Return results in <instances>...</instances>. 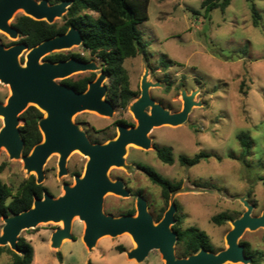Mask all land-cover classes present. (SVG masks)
I'll return each instance as SVG.
<instances>
[{
    "label": "rangeland",
    "instance_id": "obj_1",
    "mask_svg": "<svg viewBox=\"0 0 264 264\" xmlns=\"http://www.w3.org/2000/svg\"><path fill=\"white\" fill-rule=\"evenodd\" d=\"M46 1L49 4L55 2ZM203 1L149 0L148 20L138 26L146 45L145 53L124 63L129 87L139 93L141 77L147 70V80L160 84L150 88V96L165 109L172 113L181 110V91L188 95L195 92L194 101L200 105L192 108L187 121L180 126L153 128L148 150L128 146L124 157L128 168L112 167L108 174L112 181L123 180L132 192L140 191L153 216L166 210L169 200L163 201L160 189L153 186L136 165H149L163 178L179 183L173 201L180 207L184 221L182 228L196 227L203 231L214 252H219L226 247L224 238L231 225L230 221L214 225V216L228 213L238 218L240 215L237 214L245 210L239 198L253 205L254 216L264 210V0H251L261 16L257 27L252 24L246 0H231L223 13L213 10L208 14L201 8ZM22 15V11L16 12L11 25ZM61 18L54 23L62 26ZM0 41L9 47L19 39H11L0 31ZM69 52L81 53L82 50L73 47L62 53ZM85 57L102 68L96 56L85 53ZM89 73L74 74L69 78L76 80ZM93 73L97 76L100 72ZM241 83L245 84L244 93L240 92ZM105 84L109 85L107 78ZM8 96V87L0 83V102L5 103ZM120 120L135 124L128 108L117 107L112 117L88 111L73 117V122L86 130L91 140L99 143L117 135L114 125ZM2 126L0 117V128ZM240 133L248 134L252 143L245 163L239 160L241 148L237 135ZM155 145L171 148L172 165L158 161ZM198 153L209 157L190 168L179 164L178 157L193 158ZM86 161L87 158L78 152L71 153L66 162L67 175L58 178V155L50 156L43 168L42 185L58 197L63 193L62 185H72V175L82 172ZM30 176L33 175L26 174L20 160H10L1 148L0 180L12 194H16L21 182ZM130 210L135 215V196L122 198L106 194L104 197L105 214L119 217ZM2 226L0 218V232ZM59 227L61 223H47L21 232L19 237H28L34 249V264H164L155 250L142 263L128 260L125 252L134 247L128 234L102 237L92 251H88L79 241L84 225L78 218H74L71 229L74 239L78 240L63 243L58 250L63 257L60 262L43 240ZM240 241L248 242L261 258L260 264H264L263 229L246 231ZM118 247L123 249L122 253L117 251ZM3 254H0V264H8L11 257Z\"/></svg>",
    "mask_w": 264,
    "mask_h": 264
},
{
    "label": "water",
    "instance_id": "obj_2",
    "mask_svg": "<svg viewBox=\"0 0 264 264\" xmlns=\"http://www.w3.org/2000/svg\"><path fill=\"white\" fill-rule=\"evenodd\" d=\"M70 4L69 0L56 4H49L46 0H0V31L11 39H19L18 30L10 23L16 12L22 11L24 16L35 21L53 24L66 13ZM81 44L82 36L73 27L32 48L24 42L5 47L0 41V83L9 89L5 103L0 104L3 124L0 150L3 148L10 160H20L26 174L33 175L37 185L43 182V168L50 156L58 155V178L67 175L66 162L71 153L76 151L87 158L82 175L74 176L72 185L63 184L61 195L54 197L45 191L41 198L33 199L29 209L0 217L3 222L0 247H8L21 255L17 247L21 232L34 230L40 224L61 223L49 238L50 248L58 252L64 241H72V222L78 218L84 225L81 241L88 251H92L102 237L128 234L134 247L125 252V256L136 263H142L155 250L164 264H250L251 259L245 255L240 239L246 231L264 230V210L259 216L252 215L254 207L244 198H239L244 212L230 221L231 229L224 238L226 247L219 252L200 249L184 258L175 254L177 234L172 229L177 210L173 196L178 190L170 193L168 207L158 222H154L146 201L140 196L135 199V215L114 217L104 213L106 194L129 197L122 181H112L108 174L112 167L128 168L124 158L127 147L133 145L148 150L151 146L148 135L153 128L184 124L192 108L200 104L194 101L195 92L188 95L181 91V110L172 113L165 109L151 98L150 88L160 84L148 81V71L145 70L140 80V94L128 106L136 125L129 129L119 125L115 139L92 144L73 122V117L86 111L112 117L113 106L105 100V73L94 62L75 59L57 63L42 61L53 52ZM99 70L96 79L84 92L58 83L74 74ZM31 106L44 114L38 121L42 140L24 156L19 116Z\"/></svg>",
    "mask_w": 264,
    "mask_h": 264
},
{
    "label": "trees",
    "instance_id": "obj_3",
    "mask_svg": "<svg viewBox=\"0 0 264 264\" xmlns=\"http://www.w3.org/2000/svg\"><path fill=\"white\" fill-rule=\"evenodd\" d=\"M71 2L66 13L61 20L62 26L56 23L47 24L44 21H35L24 15L18 17L12 24L19 32L20 42L27 44L32 48L44 40L63 34L68 28L73 27L78 30L82 36V47L95 55L103 64V71L109 79L108 97L119 107H126L132 100L138 96V92L132 91L129 87L127 73L124 68L126 60L135 58L145 53L146 45L143 42L142 35L138 26L148 20L149 0H69ZM249 4L252 24L257 27L261 19L255 5L251 0H246ZM60 0H55L59 3ZM231 0H204L201 8L205 14L213 10L224 12L230 5ZM52 62L66 57L58 55L47 57ZM165 67L166 64L163 63ZM87 77L82 81L71 84L77 91L83 92L86 85L92 80ZM244 83L240 85V92H243ZM42 114L35 107H28L21 115L20 120L23 125L19 127L20 136L24 142V156L28 155L30 150L41 141V134L37 128V122ZM237 140L241 148L239 160L246 162L250 156L252 143L246 133L237 135ZM158 159L168 165L174 163V157L169 148H159L157 150ZM209 156L199 153L192 159L179 157L178 162L182 166L192 167L201 160ZM148 176L149 181L161 189L162 197L167 200L169 194L179 189V183L174 184L163 178L148 167H141ZM47 189L42 185L35 183L33 176L24 179L18 187L16 194H12L9 187L0 180V217L18 214L29 209L34 198H41L43 192ZM132 214L129 212L128 215ZM242 213L237 214L241 215ZM161 213L155 220L159 221ZM233 217L228 213H221L212 218L214 225L220 226L227 221H232ZM183 216L177 211L175 215V224L172 229L177 234L175 247L179 257L184 258L198 252L200 249L214 252L213 246L209 242L208 236L196 227L181 229ZM244 247V252L251 259L250 264H260L261 258L251 249L248 242L240 241ZM17 247L21 255L12 252L8 247H0V254H7L11 257L8 264H32L34 249L31 244L23 237H19ZM117 251L122 253L121 247ZM58 261L62 262V255L56 252ZM88 264H91L90 262Z\"/></svg>",
    "mask_w": 264,
    "mask_h": 264
},
{
    "label": "flooded vegetation",
    "instance_id": "obj_4",
    "mask_svg": "<svg viewBox=\"0 0 264 264\" xmlns=\"http://www.w3.org/2000/svg\"><path fill=\"white\" fill-rule=\"evenodd\" d=\"M60 1H62V0H60ZM55 3V2H54ZM54 3H51V4H54ZM69 29V28H68ZM67 29V30H68ZM78 31V30H77ZM79 32V31H78ZM66 33V32H65ZM64 34V33H63ZM59 35H61V34H59ZM20 39H21V36L19 37V41H18V43L20 42ZM77 47H81V50H82V52L81 53H79V52H69V53H62L63 51H68V50H63V51H58V52H56L55 54H52V55H47V57H49V56H54V55H58V56H60V57H66V59H60V60H58V61H56V62H52L51 60H49L47 57H46V59L45 60H42V61H48V62H52V63H57V62H61V61H67V60H69V59H75V60H78V61H82V62H93V61H90L89 59H87L86 57H85V53H88L89 55H91L90 54V52L89 51H86V50H84V48L82 47V44L80 45V46H77ZM70 50V49H69ZM54 53V52H53ZM93 56H95V55H93ZM22 58H23V56H22ZM99 59V58H98ZM22 61H23V59H22ZM101 64H102V62H101ZM100 70L102 71V72H104L103 71V64H102V68H100ZM100 70H99V72H100ZM94 75L93 77H92V80L91 81H89L88 83H87V85H86V89H87V87H88V84L89 83H91V82H93L95 79H96V75H95V73H93V72H90L88 75H85V76H81V77H79V78H77L76 80H73V79H70L69 77L68 78H65V79H63V80H59L58 81V83L59 84H62V85H65V86H67V87H69V88H72V89H74L75 91H77L74 87H72L71 86V84H73V83H75V82H79V81H82L83 79H85V78H87V77H91V75ZM106 78L108 79V77L106 76ZM108 81H109V79H108ZM104 84H105V82H104ZM106 85V84H105ZM106 87H107V92H106V97H105V100H107L108 102H110V104L113 106V109H114V112H113V114L115 113V109L117 108V107H119L116 103H114L113 102V100L112 99H110L109 97H108V88H109V85H106ZM85 89V90H86ZM84 90V91H85ZM83 91V92H84ZM77 92H80V91H77ZM139 94H140V92L138 93V96H139ZM137 96V97H138ZM136 97V98H137ZM135 98V99H136ZM152 98V97H151ZM153 99V98H152ZM154 100V99H153ZM133 101V100H132ZM131 101V102H132ZM130 102V103H131ZM129 103V104H130ZM0 104H4L3 102H0ZM129 104L126 106V107H124V108H122V107H119V108H121L122 110H125V109H127L128 108V106H129ZM38 110V109H37ZM39 111V110H38ZM129 111V110H128ZM41 114H42V116H41V118L44 116V114L41 112V111H39ZM113 116V115H112ZM20 117V116H19ZM133 117V116H132ZM40 118V119H41ZM39 119V120H40ZM134 119V118H133ZM21 121V120H20ZM76 124V123H75ZM22 125H23V122H22ZM77 125L79 126V124L77 123ZM119 125H121V126H124V127H126L127 129H129V128H131V127H134L135 125H136V121H135V124H132V123H129V122H127V121H118L117 123H115V125H114V129L116 130V133H117V126H119ZM19 127H21V126H19ZM37 128H38V122H37ZM39 130V129H38ZM83 131V130H82ZM84 132V134L86 135V137L88 138V140L92 143V144H104V143H106V142H104V143H99V142H97V141H94V140H91V138L88 136V133H87V131L86 130H84L83 131ZM151 132V131H150ZM41 134V133H40ZM150 134V133H149ZM117 137V135L116 136H114V137H111L109 140H113V139H115ZM148 137H149V135H148ZM149 139H150V137H149ZM41 140H42V136H41ZM108 140V141H109ZM107 141V142H108ZM150 145H151V140H150ZM159 148H162V146H158V145H155V147H154V152H155V156H156V158L158 159V157H157V150L159 149ZM164 148H168V147H164ZM170 150H171V148H169ZM171 152H172V150H171ZM199 154V153H198ZM196 156V155H195ZM180 157H182V156H180ZM183 157H185V156H183ZM185 158H188V157H185ZM178 159H179V157H178ZM188 159H192V158H188ZM205 159H207V158H205ZM205 159H203V160H205ZM158 161L159 162H161L159 159H158ZM202 161V160H201ZM200 161V162H201ZM199 162V163H200ZM162 163V162H161ZM198 163V164H199ZM86 164V163H85ZM162 164H164V163H162ZM180 164V163H179ZM164 165H168V164H164ZM170 166V165H169ZM182 166V165H181ZM84 167H85V165H84ZM141 167H148V168H150L151 170H153L154 171V169L151 167V166H149V165H146V164H137L136 165V168L138 169V171L140 172V173H143V175H145V177L148 179V176H147V174L145 173V171H143V169L141 168ZM182 167H186V166H182ZM193 167V166H192ZM190 168V167H189ZM83 171H84V168H83ZM83 171L82 172H76V173H74L73 175H72V180H73V178H74V176H81L82 175V173H83ZM155 172V171H154ZM67 173H68V171H67ZM156 173V172H155ZM158 174V173H157ZM66 176V175H65ZM35 178V177H34ZM116 180H120V179H116ZM168 180V179H167ZM115 181V180H114ZM120 181H122V183L124 184V188L128 191V193H129V197H130V195L131 196H135V199H136V197H138V196H140V197H142V193L140 192V191H137V192H132L131 190H129L128 188H127V185L125 184V182L123 181V180H120ZM148 181H149V179H148ZM74 182V181H73ZM150 182V181H149ZM151 183V182H150ZM66 184V183H65ZM152 184V183H151ZM69 185V184H68ZM153 185V184H152ZM153 186H155V185H153ZM157 187V186H156ZM159 188V187H158ZM160 189V188H159ZM47 192H48V190H47ZM160 194H161V189H160ZM53 196V195H52ZM169 197H170V194H169ZM169 197H168V200H169ZM143 198V197H142ZM161 198L163 199V201L165 202V201H167V200H165L163 197H162V194H161ZM174 202V201H173ZM175 203V205H176V208H177V210H176V213H177V211H179V209H180V207H179V205L176 203V202H174ZM168 207V206H167ZM166 210H164V211H161V212H159V213H161V218H162V216H163V213L165 212ZM129 212H132V214H130V215H133L134 214V212H133V210H130V211H127L125 214H123V215H121V216H125V215H128V213ZM150 213V212H149ZM158 213V214H159ZM176 213H175V215H176ZM157 214V215H158ZM156 215V216H157ZM156 216H153L152 215V217H153V219H154V222H158L157 220H155V218H156ZM160 218V219H161ZM184 222V221H183ZM175 224V223H174ZM173 224V225H174ZM173 225H172V227H173ZM182 225H183V223L181 224V229H186V228H182ZM187 228H189V227H187ZM174 231V230H173ZM74 240H76V239H74V237H73V239H72V241H74ZM175 254H176V252H175ZM178 257V256H177ZM178 258H181V257H178Z\"/></svg>",
    "mask_w": 264,
    "mask_h": 264
},
{
    "label": "crops",
    "instance_id": "obj_5",
    "mask_svg": "<svg viewBox=\"0 0 264 264\" xmlns=\"http://www.w3.org/2000/svg\"><path fill=\"white\" fill-rule=\"evenodd\" d=\"M50 234H51V233L47 234V235H48L47 238H44V239H43V240H44V243L47 244L49 248H50V246H49V238H50ZM24 239L30 243L28 237H26V238L24 237ZM77 240H78V239H76V240H74V241H77ZM66 241H68V240H66ZM66 241H64V242H66ZM79 241H80L81 244L83 245L81 239H79ZM64 242H63V243H64ZM63 243H62V245H63ZM62 245H61V246H62ZM83 246H84V245H83ZM60 248H61V247H60ZM84 248H85V246H84ZM50 249H51V248H50ZM51 250H52V249H51ZM52 251H53V250H52ZM53 253H56V251H53ZM3 255H4V254H3ZM34 256H35V254H34ZM62 261H63V257H62ZM34 262H35V260H34V257H33L32 264H34Z\"/></svg>",
    "mask_w": 264,
    "mask_h": 264
}]
</instances>
